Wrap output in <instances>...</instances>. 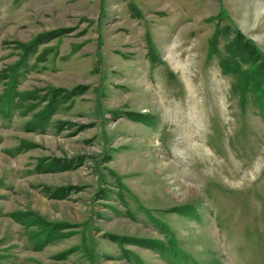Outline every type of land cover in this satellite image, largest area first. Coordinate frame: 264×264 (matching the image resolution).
Returning <instances> with one entry per match:
<instances>
[{
  "label": "rangeland",
  "instance_id": "obj_1",
  "mask_svg": "<svg viewBox=\"0 0 264 264\" xmlns=\"http://www.w3.org/2000/svg\"><path fill=\"white\" fill-rule=\"evenodd\" d=\"M0 264H264V0H0Z\"/></svg>",
  "mask_w": 264,
  "mask_h": 264
},
{
  "label": "trees",
  "instance_id": "obj_2",
  "mask_svg": "<svg viewBox=\"0 0 264 264\" xmlns=\"http://www.w3.org/2000/svg\"><path fill=\"white\" fill-rule=\"evenodd\" d=\"M57 37H59V35L58 34H53V38H57ZM40 43H42V42H40ZM29 49H27V48H24V50H23V52H21V54L22 55H24L25 53H27V51H28ZM20 51H22V49L20 50ZM151 56H154L155 57V55L154 54H152V55H150V57ZM155 60H156V57H155ZM154 60V61H155ZM57 90H54L53 92H56ZM59 92H62V93H66L69 97H71V96H74V95H78L80 92H68V91H65V90H61V91H59ZM42 160V159H41ZM57 162H58V160H57ZM48 164H51V163H48ZM48 164H46V163H44V165H48ZM52 164H53V162H52ZM36 168H37V171L39 170V168H41V167H37L36 166ZM41 170V169H40ZM47 170H51V168H48ZM43 171H45V170H43ZM60 190H64V191H66L67 190V188H59V189H56V191L58 192V191H60ZM65 198V197H64Z\"/></svg>",
  "mask_w": 264,
  "mask_h": 264
},
{
  "label": "bare ground",
  "instance_id": "obj_3",
  "mask_svg": "<svg viewBox=\"0 0 264 264\" xmlns=\"http://www.w3.org/2000/svg\"><path fill=\"white\" fill-rule=\"evenodd\" d=\"M172 54V53H171ZM171 58V57H170ZM177 65H179L178 63H177ZM187 189H189V187H186Z\"/></svg>",
  "mask_w": 264,
  "mask_h": 264
},
{
  "label": "crops",
  "instance_id": "obj_4",
  "mask_svg": "<svg viewBox=\"0 0 264 264\" xmlns=\"http://www.w3.org/2000/svg\"><path fill=\"white\" fill-rule=\"evenodd\" d=\"M139 160V159H138Z\"/></svg>",
  "mask_w": 264,
  "mask_h": 264
}]
</instances>
